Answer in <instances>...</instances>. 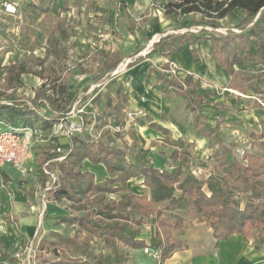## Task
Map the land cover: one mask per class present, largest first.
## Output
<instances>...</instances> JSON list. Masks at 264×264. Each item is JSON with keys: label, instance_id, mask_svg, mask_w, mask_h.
Wrapping results in <instances>:
<instances>
[{"label": "crops", "instance_id": "obj_1", "mask_svg": "<svg viewBox=\"0 0 264 264\" xmlns=\"http://www.w3.org/2000/svg\"><path fill=\"white\" fill-rule=\"evenodd\" d=\"M169 1L172 0H16L18 16L7 14L0 7V22L6 17L20 18L24 16L27 18L30 16L29 22L26 24L20 22L18 25H14L16 31L21 29L37 31L34 37L29 38L28 45L31 60L39 64L38 67L41 70L33 72L34 74L31 72L29 75L40 79L47 73H54L52 67L48 66L49 63H79L80 65L73 67V72L80 73L83 79L107 78L113 81L115 97L112 104L114 109L116 107L117 113V118L114 121H124L123 117L127 109L141 107L147 112L145 117L131 124L124 132H116L117 134L108 133L111 129L107 122L108 115L105 117L104 124H100L97 131L86 133L83 138H94L103 132V128L108 127L106 133H102L100 138L110 141L112 144L127 146L129 149L135 146L149 148V156L157 168L160 170L173 169L180 165V160L171 159L166 155L176 149L169 140H182L186 144L196 143L198 147L197 150L192 151L193 157L204 161H210L212 149L209 146L208 136L200 134L194 127L193 113L187 109L186 104L184 113L178 116L174 114L176 110H174L171 99H167L165 94L162 107L157 105L160 94L166 91L176 94V90L173 87L164 86L157 74L150 72L151 68L162 72L159 69L160 65L166 60H173L182 69L194 73L195 76L192 74L193 76L190 78L197 85L198 93L203 97V103L199 107L203 109L207 105H213V101H219L223 90L230 88L232 75L219 64L206 32H192L196 36H202L201 39L194 44L187 43L184 50L175 51L172 54L161 48L160 42L151 44V40L156 34H163L164 38L185 29L181 27L182 17H170L166 14L164 6ZM55 13L74 17L77 19V23L60 25L53 21L44 22L42 20L45 15ZM192 16L191 14L187 17L191 18ZM69 30L75 34H69L67 39L61 38L60 42L55 40L59 31ZM19 39L18 47L21 51L22 33H20ZM105 50L110 51L107 52L109 58L101 55ZM121 50L125 53H121ZM131 58L134 60L132 64L125 70H121L119 64ZM0 64L3 66L4 61H0ZM162 73L181 82L189 77L183 74L172 77ZM20 74L22 75V72ZM263 83L261 86L264 89ZM96 86L98 84H91L88 91L94 94L92 92ZM118 90H120V95ZM230 90L245 96L255 94L250 86L244 92L233 88ZM96 93L98 92L96 91ZM142 96L147 99L143 101ZM232 99L233 110L231 111L236 115L234 113L233 115L225 114V106L220 108L221 111L212 108L213 114H210L212 118L204 110L198 111L204 115L208 122L219 128L222 138L227 145L234 149L236 155V148H241L245 153L264 157L262 146L264 137L255 136L260 134L264 127V106L258 105L259 101L256 99L255 101L247 100L251 107L238 111L237 101L241 99L237 95L232 96ZM245 116L248 117L247 120L240 118ZM217 119L221 120L217 122ZM154 123L166 128L168 134L158 130L153 125ZM0 125L3 126L2 123ZM57 140H60L62 144H68V140L64 137L57 138ZM168 142L172 145H169ZM200 145H205L207 150L203 151L204 148H201ZM52 157L51 153L48 158ZM246 161L244 160V162ZM52 164L55 168H59L58 162L53 161ZM82 170L92 172L96 182H105L110 176L103 163H94L88 158L83 160ZM193 173L199 175L202 172L193 170ZM143 181V176L132 177L127 181L126 191L119 190L106 194L112 195L110 201L122 199L127 191L139 196L147 195L150 198V189ZM42 183V169L35 153H33L26 173L20 172L10 163H6L0 169V264H17L14 253L22 244L26 243L27 237L33 234L36 222L35 208L40 205L37 189ZM49 196L57 202L63 199L67 200L66 198L55 199L52 191ZM55 205L54 202L50 204L49 212L52 217L59 219L69 213L64 209L62 212H58L59 209ZM166 205L164 202L143 205L133 201L128 205L127 211L134 222L141 220V223H135V226L139 229L140 238L147 245L155 233H152V228L149 231L142 230L138 225H149L156 232V229L162 231L158 224L160 219L181 222L182 227L174 231L177 246L173 254L161 261L145 254L144 247L133 248L119 243L118 248L126 255L128 264H264V240L260 239L258 230L253 231L247 237L233 233L226 239H217L203 215L195 216L184 209H166ZM136 206L141 207V210L138 211L139 218L134 217L130 212V208H136ZM151 207L154 208V212L146 213L144 211L146 208L151 210ZM142 213L145 217L149 216L148 222L144 220ZM73 226L75 231L76 226ZM91 240L92 243L93 240L102 241L96 237ZM105 250L106 248L98 251Z\"/></svg>", "mask_w": 264, "mask_h": 264}, {"label": "trees", "instance_id": "obj_2", "mask_svg": "<svg viewBox=\"0 0 264 264\" xmlns=\"http://www.w3.org/2000/svg\"><path fill=\"white\" fill-rule=\"evenodd\" d=\"M164 8L168 16L182 17L181 27H202L201 31L208 32L207 39L219 64L232 75L229 87L244 92L250 86L262 100L257 104L263 105L264 0H172ZM191 14L193 16L188 18ZM222 27L226 30L218 32ZM201 37L191 31L180 32L165 36L159 46L172 54ZM7 69L0 64V82L10 81L13 73L7 77ZM150 72H155L164 86L173 87L182 96L187 109L193 113L194 127L209 138L210 161L193 157L184 141L169 140L176 149L166 155L179 159L180 165L160 170L152 162L149 148L129 149L102 138L77 135L67 157L58 162L59 184L52 190L55 199L79 202L80 195L90 191H126L127 181L137 176H143V183L150 189V198L127 191L120 200L59 217L60 222L76 226L74 233L51 230L41 238L34 264H128L126 255L118 248L119 243L133 248L147 246L135 226L141 220L134 222L127 211L133 201L143 205L164 202L166 209H184L195 216L203 215L217 239H226L233 233L247 237L258 230L260 239L264 240V157L250 153H245L242 159L237 157L222 138L219 128L198 111L203 97L190 76L181 82L156 68H151ZM118 93L120 95V90ZM60 115H39L27 103H6L0 99V123L9 129L36 124L42 129L51 128ZM153 125L168 134L160 124ZM255 136L263 138L264 127ZM262 146L264 149V142ZM85 158L106 166L110 176L105 182H96L92 172L82 170ZM193 170L202 173L196 175ZM158 224L162 231L156 229L149 245L160 251V260L164 261L177 246L174 231L182 224L166 219H160ZM93 237L102 239L105 251L93 247Z\"/></svg>", "mask_w": 264, "mask_h": 264}, {"label": "rangeland", "instance_id": "obj_3", "mask_svg": "<svg viewBox=\"0 0 264 264\" xmlns=\"http://www.w3.org/2000/svg\"><path fill=\"white\" fill-rule=\"evenodd\" d=\"M18 16V14H15ZM191 16V15H190ZM30 16L27 18L24 16L19 17H6L5 19H2L0 22V61H4V65L7 69L6 72L8 74L7 77L11 76L9 82L3 83L2 80L0 82V99L3 102H20V103H27L29 104L39 115L41 114H55L58 113L64 114L68 111V109L72 108L73 106H79L87 104L88 102L92 103V105H95L96 108H98L99 112H101L103 118V121L101 123L104 124V119L106 116H108L107 119L114 121V119L117 118L116 113V107L114 109V105L112 104L113 98L115 97L114 92V84L113 81L108 80L107 78H100V79H83L80 73L73 72V67L80 65L79 63H63L58 64L54 62L53 64H48V66H51L54 73H47L44 77L37 79L31 74V72L35 73L38 70H41L38 66L39 64H36L33 60H31V53L29 52V38L34 37L37 34V31H30V30H24L21 29L20 31H16L14 29V25H18V23L26 24L29 22ZM44 22H56L60 25L65 24H74L77 23V19L74 17H69L68 15H61L60 13L55 14H48L45 15L42 19ZM225 22V21H224ZM196 32H200L202 27H195ZM211 31L212 29H208ZM226 29L224 27L217 29L218 32H224ZM22 33V50L20 51L18 45L19 42V35ZM208 33V32H206ZM69 34H75V32L69 31H59L57 33V37L55 36V40L57 42H60L61 38L67 39ZM74 40V39H73ZM72 41V39H71ZM26 45V47H25ZM120 50V49H118ZM126 51V50H125ZM108 51H102L101 55H105L109 58ZM119 52V51H118ZM121 53H125L123 50H121ZM124 60L122 63L119 64V67L121 70H125L127 66L132 64L133 61L128 63L127 65ZM123 65L124 68H123ZM162 68H167V64L164 62L162 65H160L159 69L162 71ZM92 69V68H91ZM22 72V75L20 74ZM163 72V71H162ZM11 73V74H10ZM33 73V74H34ZM6 73L3 74L5 76ZM20 75L22 76V79L20 78ZM194 75V73H193ZM188 75V76H193ZM195 76V75H194ZM91 84H98L94 88V91L91 94L88 90L90 88ZM264 84V83H263ZM102 88L100 91L99 89ZM227 89V90H226ZM32 90V92H31ZM230 88H225L223 91V94L221 95L219 101L215 102L213 101V105H207L204 109L201 107L198 110H204L207 112L208 116L212 118L213 114L212 108L215 110H220V108L224 107V113L233 115L234 112L233 108L231 107L232 102V96L237 95L241 100L237 101V110L240 111L242 109H248L251 107V104L247 101H255L258 100L262 102L260 97L257 94H251L250 96H245L243 94H239L236 91H228ZM96 91L98 93H96ZM34 93V94H33ZM164 94L167 96V99H171L172 105L174 107V114L176 116L181 115L184 113L185 109V101H183L182 97L175 93H172L171 91H166L162 94H160L159 99L157 100V105L159 107H162L163 105V97ZM9 96H12L11 98ZM145 96V95H144ZM146 98V97H145ZM147 99V98H146ZM236 100V99H234ZM210 102V101H208ZM236 102V101H234ZM248 102V103H247ZM263 104V103H262ZM116 106V105H115ZM264 106V105H263ZM118 108V107H117ZM141 108V107H140ZM69 109V110H70ZM145 116L147 114L146 110L141 108ZM132 110V109H127ZM211 111V113H210ZM236 111V110H235ZM49 112V113H48ZM90 112V111H88ZM201 113V112H200ZM235 114V113H234ZM238 114V113H237ZM236 115V114H235ZM144 116V117H145ZM204 116V115H203ZM87 117H90V114L87 113ZM241 119H248V117H240ZM123 119L125 120L126 117L124 116ZM140 119V118H139ZM138 119V120H139ZM136 120V122L138 121ZM221 119H217V122H219ZM136 122H129L127 123L125 130L127 127H130L131 124H134ZM89 129L88 132L94 133L99 129V125L92 126V120L89 118ZM3 127L2 125H0ZM37 127H39V124H36ZM91 127V128H90ZM9 129V127H7ZM108 128V127H107ZM106 127L103 128V134L106 133ZM45 132L50 131V128L43 129ZM110 132L117 134L113 130H109ZM57 143H62L60 140H57V138H51L49 142L47 143H40L34 146L33 153L37 154V158L40 162V167L42 169V175H43V183L41 186L37 189L38 198H39V206L35 208V230L33 234L25 240V244H22L21 247H19L18 250L24 249L28 245H33V248L36 250V248L39 247V243L41 238L48 235L51 231V229H58L63 232H70L73 233L74 226L69 223H61L57 217H52L50 215V204L54 202L59 209L58 212H62L63 209L65 212H73L75 214H79L84 212L86 209H91L94 207H98L99 205H102L106 202H109L112 199V195L106 194L104 192H89L86 194L80 195V202H68L67 200L63 199L61 201L52 200L49 196L50 191H46V203L42 201L41 195L45 193L44 187L50 183V177L48 173H46L45 166L46 163L49 161V156H51V149L55 146ZM169 145H172L170 142H168ZM153 145V143H150ZM164 145V144H163ZM189 150L193 156V150H197L196 143H189ZM201 148H204L203 151H206L205 145H200ZM174 148V147H171ZM236 153L239 158L245 154L244 149L236 148ZM53 162H50L49 165L46 166L47 170L54 171L58 173L57 168L52 164ZM143 209V208H142ZM141 210L140 206H136V208L132 207L130 208L131 215H133L136 218H139V212ZM146 213L148 211L154 212V208L151 207V210L149 208H146ZM144 220L148 222L149 216L142 213ZM146 225V224H145ZM138 225L142 230H150L152 228V233L154 234L153 227H150L149 225ZM93 246L97 250H103L105 249V245L103 241L100 240H93ZM144 252V248H143ZM145 253V252H144ZM146 254V253H145ZM34 252L32 253V257L30 258V263H34ZM28 258L26 259V264H29ZM18 263V261H17Z\"/></svg>", "mask_w": 264, "mask_h": 264}, {"label": "built area", "instance_id": "obj_4", "mask_svg": "<svg viewBox=\"0 0 264 264\" xmlns=\"http://www.w3.org/2000/svg\"><path fill=\"white\" fill-rule=\"evenodd\" d=\"M1 10L7 14L15 15L18 13V6L16 0H2ZM196 32V28H185L181 32ZM163 34H156L151 40V44L159 43L163 38ZM132 58L128 59L125 64L127 65ZM167 68H162V71L169 76L178 77L181 74L184 76L192 75L193 73L189 70L182 69L179 64L173 60H166ZM125 65H123L124 68ZM141 99L145 101V97L142 96ZM264 105V103H263ZM90 111V112H88ZM87 113L90 114V119L92 120V126L99 125L103 121V116L99 112L98 108L92 103H87L84 105L73 106L66 113L61 114L58 119L53 123L50 131L45 132L42 128L37 126H25L17 129H8L6 127H0V169L6 164H12L17 170L22 173H26L28 170V165L33 158L34 146L40 143H47L51 138L64 137L68 140V144L57 143L51 149L53 157L49 159L46 166L50 162H60L64 160L68 152L73 147V139L77 135H84L89 129V118ZM145 116L144 111L141 108H136L132 110H125L124 121H111L107 119L109 127L117 133L125 131V127L129 122H136L139 118ZM105 121V119H104ZM91 128V127H90ZM102 133L97 134L94 138H100ZM45 166V171L50 177V183L44 187L45 193L41 195L42 201L46 203V191H52L59 184V171L58 173L47 170ZM1 205V200H0ZM35 249L33 245H28L24 249L17 250L14 253L15 259L18 261L17 264H26V259L30 263V258ZM144 252L151 255L155 259H160L161 254L157 249L152 248L150 245L144 247ZM34 264V263H33Z\"/></svg>", "mask_w": 264, "mask_h": 264}]
</instances>
